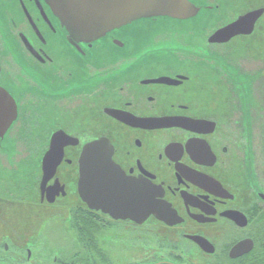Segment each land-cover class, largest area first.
<instances>
[{"label":"flooded vegetation","instance_id":"af4514ba","mask_svg":"<svg viewBox=\"0 0 264 264\" xmlns=\"http://www.w3.org/2000/svg\"><path fill=\"white\" fill-rule=\"evenodd\" d=\"M199 8L189 20H137L88 43L70 40L45 0H0V161L11 166V159L32 154L27 144L40 145V205L72 214L80 246L54 264H88L81 257L87 243L86 255L112 264L111 235L132 245L173 237L180 242L168 254L187 248V241L210 259L233 264L264 238V62L250 52L237 61L224 53L238 38H252L262 17L253 34L213 43L218 31L253 11L212 28L194 21L220 6ZM54 136L66 145L47 177ZM96 142L95 156L110 161L100 168L88 161L87 204L79 192V160ZM6 164L0 264H31L32 252L13 243L22 239L13 222L27 216L12 200ZM122 225L133 231L112 232ZM192 238H204L215 253ZM245 240L254 241L253 251L231 259ZM45 245L37 248L38 262L46 261ZM160 263L186 264L165 256L143 264Z\"/></svg>","mask_w":264,"mask_h":264},{"label":"rangeland","instance_id":"374dc122","mask_svg":"<svg viewBox=\"0 0 264 264\" xmlns=\"http://www.w3.org/2000/svg\"><path fill=\"white\" fill-rule=\"evenodd\" d=\"M191 1L202 9H206L207 3H218L220 6L219 11H214L212 14L204 11L201 17L194 21L196 24L210 25L212 28H215L216 25L221 26L229 24L235 21L240 15L248 12L264 9V0ZM208 33L210 32H207L206 34ZM248 52H250L253 59L264 62V15L259 21L252 38H238L231 46L224 50V53L233 61L240 60L242 57H245ZM5 146L7 147V145ZM27 146L29 152L32 153L28 158L23 160L11 159V166L6 164L4 159L1 160L3 164L8 166L9 174L12 179V183L9 185L11 186L12 200L20 202L17 208H19L21 213H25L27 216L22 222H13L17 227L18 233L22 235L21 240L14 239L13 243L15 247L20 250L27 249L32 252L33 260L31 261V264H54L53 259H56L59 255L60 257L68 259L77 254L74 251L80 246L77 244L78 240L73 237L74 232L78 230L76 229L75 222L72 220L73 216L71 213L67 212V214L58 215L54 209H46L40 205V198L37 191L40 166L39 158L41 154V150L39 149L40 145L37 143H31L27 144ZM8 147L12 152L15 151L14 144H11ZM1 161L0 172L3 171V164ZM22 163L27 168V171L24 173V178L21 170ZM66 173L68 172L66 171ZM78 202L79 201L76 203ZM70 208H72V205ZM132 231L133 229L130 226L122 225L116 227L112 232ZM142 232L148 233L145 229H142ZM151 236L153 237V235ZM110 237L112 241L110 240L111 242H109V245L113 252H110L107 258L112 261V264H143L156 257L162 259L164 256L179 259L181 263L184 262L186 264H223L216 259H210L209 256L203 255L198 249L193 247V245L190 243L188 244L187 241H184L187 244V248L179 245L177 246V254H168L170 253V250L175 247L173 243L180 242V240H174L173 237H165L162 239L161 236H156L151 239H141V242L139 241L140 245H132V241L126 239L119 240L118 237L114 235H111ZM260 239L263 240L264 238ZM45 242L46 250L44 257L46 261L38 262L36 258L37 248L42 246ZM48 242L50 244H48ZM40 243H42V245ZM53 248H60L58 249L59 254L50 250ZM82 248L83 251L81 257L85 258L88 264H102L104 262L106 257L100 254L89 252L88 255L85 254L86 250H88V243ZM162 254L165 255L162 257ZM261 254H264V247L259 249L256 247V250L252 255L233 264H264V257L262 258ZM223 262L224 264L231 263L228 258Z\"/></svg>","mask_w":264,"mask_h":264},{"label":"water","instance_id":"95a60500","mask_svg":"<svg viewBox=\"0 0 264 264\" xmlns=\"http://www.w3.org/2000/svg\"><path fill=\"white\" fill-rule=\"evenodd\" d=\"M45 2L59 19L62 28L69 34L70 40L88 43L96 42L112 31L137 20L160 17L189 20L200 13V8L191 0H45ZM263 15L264 9H259L241 16L237 21L218 31L211 38V42L226 43L235 36L253 34L257 22ZM65 145L63 142L59 143L57 136H54L50 154L45 160L47 177L52 176L62 162ZM100 146V142L87 144L79 160V192L87 204L90 175L88 168L91 166L88 161L92 158V167L98 168L103 166V161H110L105 157L95 156ZM97 161L100 162L96 164ZM192 240L207 253H215L214 247L204 238ZM253 249L254 241H242L232 249L230 258L237 259L252 252Z\"/></svg>","mask_w":264,"mask_h":264},{"label":"trees","instance_id":"16d2710c","mask_svg":"<svg viewBox=\"0 0 264 264\" xmlns=\"http://www.w3.org/2000/svg\"><path fill=\"white\" fill-rule=\"evenodd\" d=\"M256 247L259 249V248H262V247H264V239L262 240V239H257L256 240V245H255V250H256ZM254 250V251H255ZM254 253V252H253ZM252 253V254H253ZM262 255V258L264 257V254H261Z\"/></svg>","mask_w":264,"mask_h":264}]
</instances>
